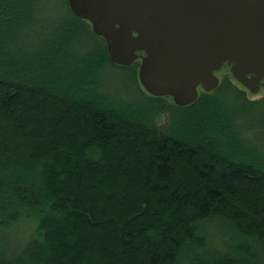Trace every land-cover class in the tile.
Masks as SVG:
<instances>
[{"label":"trees","instance_id":"trees-1","mask_svg":"<svg viewBox=\"0 0 264 264\" xmlns=\"http://www.w3.org/2000/svg\"><path fill=\"white\" fill-rule=\"evenodd\" d=\"M138 66L68 0H0V264H264V97L179 107Z\"/></svg>","mask_w":264,"mask_h":264},{"label":"water","instance_id":"water-1","mask_svg":"<svg viewBox=\"0 0 264 264\" xmlns=\"http://www.w3.org/2000/svg\"><path fill=\"white\" fill-rule=\"evenodd\" d=\"M104 39L113 64L140 60L150 95L179 106L215 90L216 73L251 93L264 87V0H68Z\"/></svg>","mask_w":264,"mask_h":264},{"label":"rangeland","instance_id":"rangeland-1","mask_svg":"<svg viewBox=\"0 0 264 264\" xmlns=\"http://www.w3.org/2000/svg\"><path fill=\"white\" fill-rule=\"evenodd\" d=\"M138 64H140V60H138ZM139 67V66H138ZM224 76H227V77H229V78H232L231 77V74H230V72H229V69L228 68H223L221 71H219L218 73H216V77L219 79V80H221ZM119 75H117L116 74V76H112L111 77V79L109 80V83H112L113 84V82H116V81H120V78L121 77H119ZM116 78V79H115ZM121 81H122V79H121ZM240 87L241 88H243L245 91H246V93H247V96L250 98V99H259V98H262V97H264V87H261L259 90H258V92H256V93H251V92H249L247 89H245L244 87H242L241 85H240ZM161 121L163 122L164 121V117L161 119ZM210 232V231H209ZM210 234H211V232H210Z\"/></svg>","mask_w":264,"mask_h":264}]
</instances>
